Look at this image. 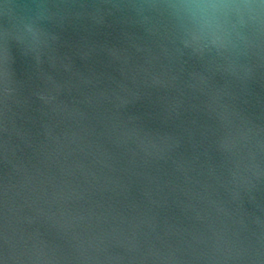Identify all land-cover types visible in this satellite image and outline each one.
Listing matches in <instances>:
<instances>
[{
  "label": "water",
  "instance_id": "1",
  "mask_svg": "<svg viewBox=\"0 0 264 264\" xmlns=\"http://www.w3.org/2000/svg\"><path fill=\"white\" fill-rule=\"evenodd\" d=\"M29 3L36 51L0 16V264H264V38L225 59L141 0Z\"/></svg>",
  "mask_w": 264,
  "mask_h": 264
},
{
  "label": "clouds",
  "instance_id": "2",
  "mask_svg": "<svg viewBox=\"0 0 264 264\" xmlns=\"http://www.w3.org/2000/svg\"><path fill=\"white\" fill-rule=\"evenodd\" d=\"M139 9L164 16L181 42L197 53L215 52L228 59L264 38V0H141ZM0 16L7 17L26 51L43 43L39 22L48 18L44 5L0 0Z\"/></svg>",
  "mask_w": 264,
  "mask_h": 264
}]
</instances>
